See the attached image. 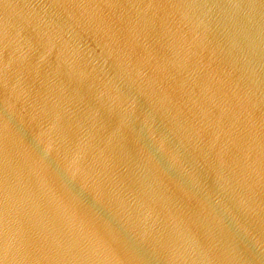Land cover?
<instances>
[{
  "label": "water",
  "instance_id": "1",
  "mask_svg": "<svg viewBox=\"0 0 264 264\" xmlns=\"http://www.w3.org/2000/svg\"><path fill=\"white\" fill-rule=\"evenodd\" d=\"M0 264H264V0H0Z\"/></svg>",
  "mask_w": 264,
  "mask_h": 264
}]
</instances>
